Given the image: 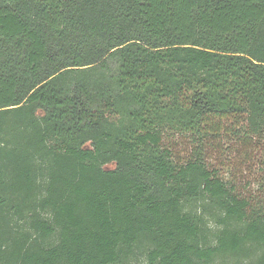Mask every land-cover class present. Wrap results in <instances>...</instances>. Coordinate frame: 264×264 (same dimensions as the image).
<instances>
[{
    "label": "trees",
    "instance_id": "obj_1",
    "mask_svg": "<svg viewBox=\"0 0 264 264\" xmlns=\"http://www.w3.org/2000/svg\"><path fill=\"white\" fill-rule=\"evenodd\" d=\"M225 121L264 183V0H0V264H264V210L163 144Z\"/></svg>",
    "mask_w": 264,
    "mask_h": 264
},
{
    "label": "rangeland",
    "instance_id": "obj_2",
    "mask_svg": "<svg viewBox=\"0 0 264 264\" xmlns=\"http://www.w3.org/2000/svg\"><path fill=\"white\" fill-rule=\"evenodd\" d=\"M223 125H225V131L230 130V121H225ZM225 131L220 135L202 139L172 134L163 139V144L172 151L176 159L184 161L193 156L196 151L202 150L210 169L215 170L253 206L264 210L263 143L256 139L245 142L232 134V131ZM106 168L112 169L113 165H108ZM195 209L203 217L205 236L211 240V234L217 229L216 219L212 216L210 209L203 212L198 206ZM130 262L131 264L146 263L142 254ZM211 264H249V260L243 257L217 258Z\"/></svg>",
    "mask_w": 264,
    "mask_h": 264
}]
</instances>
